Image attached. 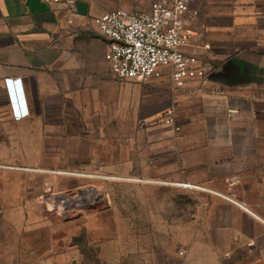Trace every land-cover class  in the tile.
I'll return each instance as SVG.
<instances>
[{"label":"crops","instance_id":"1","mask_svg":"<svg viewBox=\"0 0 264 264\" xmlns=\"http://www.w3.org/2000/svg\"><path fill=\"white\" fill-rule=\"evenodd\" d=\"M251 2L206 0V40L185 49L205 74L172 91L176 119L164 123L171 144L162 145L173 158L169 180L206 197L207 238L194 232L182 240L174 230L184 248L174 264H264V0L259 11ZM76 3L72 12L45 0H0V240L31 234L21 214L48 207V187L63 177L48 167V150L55 134L74 131L66 110L85 85L86 21L101 13L89 0ZM93 39L104 43V56L93 53L94 69L109 62L107 40ZM10 79L22 82L21 93H10ZM164 79L144 83L162 86Z\"/></svg>","mask_w":264,"mask_h":264},{"label":"rangeland","instance_id":"2","mask_svg":"<svg viewBox=\"0 0 264 264\" xmlns=\"http://www.w3.org/2000/svg\"><path fill=\"white\" fill-rule=\"evenodd\" d=\"M89 1L102 14L149 10L156 0ZM258 1L252 0L250 8L256 11ZM191 6L199 11L197 27L205 42L201 20L206 0H191ZM86 22L85 85H79L78 95L71 94L66 110L74 131L55 134V147L48 150L53 161L48 167L64 178L47 193L48 207L21 214L31 234L0 240V264H174V254L184 250L173 240L174 230H181L182 240L194 232L198 240L207 238L206 197L189 184L169 180L174 166L163 150L171 144L163 121L168 109L175 110L171 70L154 75L165 76L162 86H154L122 80L104 61L93 69V53H102L104 43L93 39L99 34L93 19ZM196 63L193 68L201 69ZM91 190L92 196L80 194ZM59 194L88 200L63 210L61 199L49 200Z\"/></svg>","mask_w":264,"mask_h":264},{"label":"built area","instance_id":"3","mask_svg":"<svg viewBox=\"0 0 264 264\" xmlns=\"http://www.w3.org/2000/svg\"><path fill=\"white\" fill-rule=\"evenodd\" d=\"M45 1L65 4L72 12L77 11L76 0ZM198 18L199 11L192 8L191 0H156L149 10L120 8L96 16L93 22L98 33L107 40L105 58L116 77L144 83L168 67L174 87L179 88L193 74H205V68H193L197 58L185 53L186 48L197 46L201 38ZM203 47L210 48V45L204 44ZM7 86L11 94L23 90L20 80H7ZM174 119L175 110L170 108L164 122L173 124ZM50 190L49 187L47 192ZM87 193L80 192L83 196L90 195ZM65 198L70 199L59 194L49 200L56 203L61 199L62 209L68 210L70 204ZM87 200L86 197L77 199L81 202Z\"/></svg>","mask_w":264,"mask_h":264},{"label":"bare ground","instance_id":"4","mask_svg":"<svg viewBox=\"0 0 264 264\" xmlns=\"http://www.w3.org/2000/svg\"><path fill=\"white\" fill-rule=\"evenodd\" d=\"M94 192H95V190H91V191H89V193H93L94 194ZM89 193H87V194H89ZM65 201L68 203V204H70V203H72V202H76V203H80L81 201H74V200H71V199H66L65 198Z\"/></svg>","mask_w":264,"mask_h":264}]
</instances>
